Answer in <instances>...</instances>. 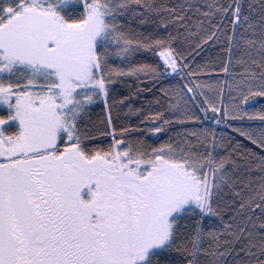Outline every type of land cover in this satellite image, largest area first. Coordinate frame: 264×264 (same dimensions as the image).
<instances>
[{
  "label": "snow or ice",
  "instance_id": "1",
  "mask_svg": "<svg viewBox=\"0 0 264 264\" xmlns=\"http://www.w3.org/2000/svg\"><path fill=\"white\" fill-rule=\"evenodd\" d=\"M0 264H264V0H0Z\"/></svg>",
  "mask_w": 264,
  "mask_h": 264
}]
</instances>
